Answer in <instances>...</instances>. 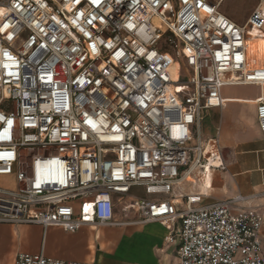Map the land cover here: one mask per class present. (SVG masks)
<instances>
[{"label":"built area","instance_id":"obj_1","mask_svg":"<svg viewBox=\"0 0 264 264\" xmlns=\"http://www.w3.org/2000/svg\"><path fill=\"white\" fill-rule=\"evenodd\" d=\"M224 1L0 0V177L15 179L0 185V222L75 232L126 223L119 203L133 223L181 220L166 237L175 264H264V214L244 196L176 193L225 168L201 131L223 86L261 87L264 135V52L248 44L264 40V0L243 24ZM15 264L92 263L20 252Z\"/></svg>","mask_w":264,"mask_h":264},{"label":"crops","instance_id":"obj_2","mask_svg":"<svg viewBox=\"0 0 264 264\" xmlns=\"http://www.w3.org/2000/svg\"><path fill=\"white\" fill-rule=\"evenodd\" d=\"M262 89L256 84L225 85L224 104L204 111L201 123L205 139L217 137L225 168H215L208 177L191 175L176 193L201 192L203 204L245 197L241 206L259 209L264 214V135L257 119V100ZM143 194L144 190L135 187ZM115 219L123 224L86 225L75 232L59 226L0 222V264H15L20 252L44 253L68 261L92 264H175L178 239L168 242L167 235L179 228L158 220L131 222L134 212L125 215L116 203ZM129 222V223H128ZM264 255V222L261 228Z\"/></svg>","mask_w":264,"mask_h":264},{"label":"rangeland","instance_id":"obj_3","mask_svg":"<svg viewBox=\"0 0 264 264\" xmlns=\"http://www.w3.org/2000/svg\"><path fill=\"white\" fill-rule=\"evenodd\" d=\"M257 2L258 0H225L221 6V11L230 16L236 22L243 24L251 15ZM254 35L256 34L254 33ZM248 44L251 52L261 58L264 52V40H249ZM177 61L181 63L178 75L179 78L181 80L189 79L190 71L186 67V64L180 58H178ZM182 89V84H179L178 90L182 91ZM0 185L15 187L14 176L0 177ZM132 193H135L134 189L132 190Z\"/></svg>","mask_w":264,"mask_h":264}]
</instances>
